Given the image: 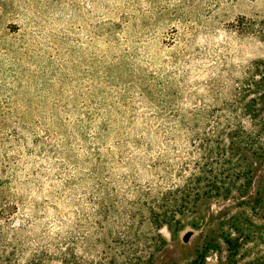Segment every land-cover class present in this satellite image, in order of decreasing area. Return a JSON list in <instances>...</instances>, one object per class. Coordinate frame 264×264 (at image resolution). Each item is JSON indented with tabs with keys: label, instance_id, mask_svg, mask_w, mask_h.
I'll return each instance as SVG.
<instances>
[{
	"label": "rangeland",
	"instance_id": "374dc122",
	"mask_svg": "<svg viewBox=\"0 0 264 264\" xmlns=\"http://www.w3.org/2000/svg\"><path fill=\"white\" fill-rule=\"evenodd\" d=\"M261 20L264 0H0V264H264L250 149L245 194L149 214L210 109L264 126Z\"/></svg>",
	"mask_w": 264,
	"mask_h": 264
},
{
	"label": "trees",
	"instance_id": "16d2710c",
	"mask_svg": "<svg viewBox=\"0 0 264 264\" xmlns=\"http://www.w3.org/2000/svg\"><path fill=\"white\" fill-rule=\"evenodd\" d=\"M257 30L264 37V20ZM246 114L254 116L249 104L239 114L227 103L208 111L205 123L193 135L191 144L197 158L187 177L181 185H171L151 200L150 219L158 229L176 226L179 215L193 211L205 197L246 193L252 172L243 152L247 148L254 156L264 157V126L252 117L253 129L247 131L241 119Z\"/></svg>",
	"mask_w": 264,
	"mask_h": 264
}]
</instances>
